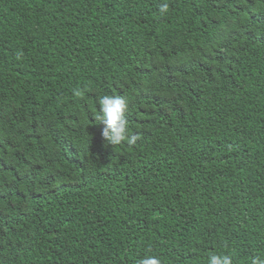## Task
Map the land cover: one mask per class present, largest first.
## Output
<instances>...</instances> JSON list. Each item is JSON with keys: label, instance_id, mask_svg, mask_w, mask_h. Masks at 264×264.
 Listing matches in <instances>:
<instances>
[{"label": "trees", "instance_id": "16d2710c", "mask_svg": "<svg viewBox=\"0 0 264 264\" xmlns=\"http://www.w3.org/2000/svg\"><path fill=\"white\" fill-rule=\"evenodd\" d=\"M213 254L264 258V0H0V264Z\"/></svg>", "mask_w": 264, "mask_h": 264}, {"label": "clouds", "instance_id": "9594fccd", "mask_svg": "<svg viewBox=\"0 0 264 264\" xmlns=\"http://www.w3.org/2000/svg\"><path fill=\"white\" fill-rule=\"evenodd\" d=\"M161 14L168 11V4L160 5ZM77 95H80L77 92ZM99 113L94 119L104 125L102 137L107 145L116 146L122 143L133 145L138 139L137 134H132L129 121L125 115L128 110V101L123 95H103L98 99ZM139 264H161L160 260L151 255L145 256ZM208 264H233L232 257L228 254H213L209 257ZM251 264H264V258L254 257Z\"/></svg>", "mask_w": 264, "mask_h": 264}]
</instances>
